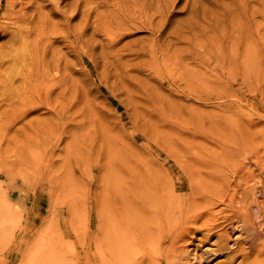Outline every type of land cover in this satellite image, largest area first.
Instances as JSON below:
<instances>
[{
  "label": "rangeland",
  "instance_id": "obj_1",
  "mask_svg": "<svg viewBox=\"0 0 264 264\" xmlns=\"http://www.w3.org/2000/svg\"><path fill=\"white\" fill-rule=\"evenodd\" d=\"M11 1L34 48L11 68L0 34V264H121L119 219L189 181L209 213L248 201L264 264V0ZM198 236L188 264L226 261Z\"/></svg>",
  "mask_w": 264,
  "mask_h": 264
},
{
  "label": "bare ground",
  "instance_id": "obj_2",
  "mask_svg": "<svg viewBox=\"0 0 264 264\" xmlns=\"http://www.w3.org/2000/svg\"><path fill=\"white\" fill-rule=\"evenodd\" d=\"M13 2L8 0L5 4L4 11L0 12V34L6 33L10 27L14 28L10 32L8 40L10 50L15 51V54L10 56L13 58L11 68H18V65H21L23 68V65L26 63L25 54L29 49L34 48V46L30 43L26 33H20L22 29L20 22L25 21L22 18H25L23 9H26V6L15 9V2ZM70 8L68 14L62 15L63 25L67 27H70L69 22L73 15V8ZM68 33L69 35L72 34L70 28ZM37 36L40 37L38 34ZM39 45L40 43H37L36 48ZM28 78L30 79V77ZM110 168L111 170L108 169L107 178L108 184L112 185L116 181H121V176H118L112 167ZM163 183L164 180L162 185ZM189 183L192 186L191 194H174L175 190L181 188V186H176L174 183L168 182V185L166 184V192H162L159 196H155L153 193L152 196H149V198L141 203L142 205L140 207L136 208L133 212L129 211V220L126 221L124 220L125 218L119 219L117 226H120V232L113 235L115 238L117 236V240L115 239V241L112 238L108 242L112 245H110L111 248L117 245V258H119L118 260L121 264H124V262L125 264L133 263L138 250H148L150 252L147 257L148 264H188L185 257L191 256L194 258L195 254L184 250L178 243L191 233L200 234L198 238H195L199 242L212 241L210 242L212 246L206 249V253L210 256L221 253L225 254L226 261L222 264H253V262H248L247 259L249 258V253L253 250L257 233H254V218H251L252 214L248 201H242L241 204L235 205L232 203V195L226 199L227 194H217L218 196L215 195L214 197L215 200L219 198V201L223 202L228 209L223 210L219 215L209 213L206 207L211 205L210 202L208 200H205L204 204L199 202L201 194L200 191L196 190V188L200 189L197 182L193 183L189 181ZM135 199L133 200L135 201ZM157 204L158 216L151 219L149 212ZM129 205L131 204H128V207H130ZM255 209L254 214H257L259 209L258 207H255ZM128 224L136 227L140 233L134 235L132 230L128 228ZM241 230H244L246 234L242 238H233V243L230 245L229 238ZM108 236L110 237V235Z\"/></svg>",
  "mask_w": 264,
  "mask_h": 264
}]
</instances>
